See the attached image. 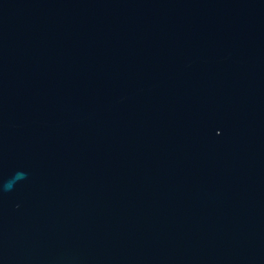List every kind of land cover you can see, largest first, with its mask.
Wrapping results in <instances>:
<instances>
[{"label": "water", "instance_id": "1", "mask_svg": "<svg viewBox=\"0 0 264 264\" xmlns=\"http://www.w3.org/2000/svg\"><path fill=\"white\" fill-rule=\"evenodd\" d=\"M0 264H264V0H0Z\"/></svg>", "mask_w": 264, "mask_h": 264}]
</instances>
